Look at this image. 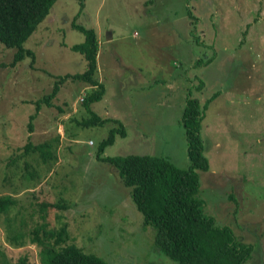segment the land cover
Listing matches in <instances>:
<instances>
[{
  "label": "rangeland",
  "instance_id": "1",
  "mask_svg": "<svg viewBox=\"0 0 264 264\" xmlns=\"http://www.w3.org/2000/svg\"><path fill=\"white\" fill-rule=\"evenodd\" d=\"M72 20L104 36L95 77L105 91L89 107L118 118L126 131L103 158L160 156L188 168L184 101L221 93L208 103L203 126L214 173L197 171L196 197L217 225L252 248L249 264H264V0H56L25 42L35 62L25 57L0 67V197L16 201L0 214V264H42L29 235L38 223L50 231L66 226L65 244L107 264H177L154 249L153 227L143 224L130 189L97 159L113 123L79 124L89 117L80 101L89 85L66 79L53 105L43 103L29 119L56 78L85 70L70 49L83 40ZM14 52L0 44V63L9 64ZM28 142L51 148L26 155ZM58 201L67 208L42 207Z\"/></svg>",
  "mask_w": 264,
  "mask_h": 264
},
{
  "label": "trees",
  "instance_id": "2",
  "mask_svg": "<svg viewBox=\"0 0 264 264\" xmlns=\"http://www.w3.org/2000/svg\"><path fill=\"white\" fill-rule=\"evenodd\" d=\"M56 0H0V44L14 52L9 64L0 63V67H16L25 57L35 62L31 49L25 48V42L42 22ZM71 26L83 34V40L70 49L82 56L85 70L77 74L59 76L53 83L51 92L45 93L34 101L35 113L42 104L53 105L60 84L66 79L80 80L92 88V92L82 98L89 111V117L80 125H104L113 123L106 138L97 149V159L105 161L117 172L122 184L130 189L132 201L142 214L143 224L153 227V247L159 253L169 257L177 264H249L252 248L242 244L227 226H220L214 217L204 212L203 202L196 197L199 189L198 172H208L209 162L204 154L201 138L202 117L210 98L201 102L187 95L179 118L183 129L188 168L174 166L168 158L160 156L127 155L103 158L104 149L113 145L116 136L126 135L125 127L116 118L102 117L93 112L89 105L104 95L103 84L95 77L97 40L92 28L77 24ZM200 62V61H199ZM198 62V63H199ZM203 83L197 87L200 89ZM78 121V120H77ZM31 129V128H30ZM43 147L51 148L46 142L25 146V153H40ZM33 148V151L30 149ZM39 149V151H38ZM43 161L46 162L45 156ZM16 204L13 196L0 197V214L8 215ZM42 207L60 210L67 208L65 202L43 203ZM10 229L14 230L11 218H6ZM30 241L39 246L42 264H107L93 254L83 252L73 244H65L66 226L50 231L45 223H38L29 230ZM60 243V245H59ZM61 243H64L61 245ZM59 245V247H58ZM20 264H28L24 259Z\"/></svg>",
  "mask_w": 264,
  "mask_h": 264
},
{
  "label": "crops",
  "instance_id": "3",
  "mask_svg": "<svg viewBox=\"0 0 264 264\" xmlns=\"http://www.w3.org/2000/svg\"><path fill=\"white\" fill-rule=\"evenodd\" d=\"M93 29V31H94V33H95V36H96V40H97V51H96V66H97V59L98 58H100V57H98V47H100L101 45H102V42H103V40H102V38L104 39V36H103V33L100 31V30H98V29H94V28H92ZM113 37H114V33L111 31V32H109V33H107L106 34V37H105V40H106V42H109V40H111V39H113ZM106 65H109V63H106ZM96 71H97V69H96ZM214 93H216V92H214ZM220 92L219 93H217V95L213 98V99H211V101L209 102V103H212V102H215V101H217L218 99H219V97H220ZM194 97H196V96H194ZM207 110V108L205 109V111ZM112 118H114V117H112ZM205 118H206V115H205V112H204V114H203V117H202V125H201V138H202V141H203V139H204V142H203V145H204V151H207L208 150V153L210 152V148H211V146L213 145L212 143H210V135L209 134H207L206 133V131L204 130L203 131V126H204V121H205ZM116 119H118V118H116ZM119 120V119H118ZM57 133H60L59 131H57ZM57 135H59V134H57ZM8 136H9V134H8ZM215 147H217V148H220V146H219V143L217 142L216 144H215ZM229 149V148H228ZM218 153H219V151H218ZM229 153H230V155H232L231 154V151H229ZM229 153H227L226 155H227V157L229 156ZM169 159V161L173 164V162H172V160L170 159V158H168ZM209 161V160H208ZM174 165V164H173ZM209 165H210V162H209ZM208 172H210V173H214V171L213 170H209ZM208 172H205V173H208Z\"/></svg>",
  "mask_w": 264,
  "mask_h": 264
},
{
  "label": "built area",
  "instance_id": "4",
  "mask_svg": "<svg viewBox=\"0 0 264 264\" xmlns=\"http://www.w3.org/2000/svg\"><path fill=\"white\" fill-rule=\"evenodd\" d=\"M82 99V98H81Z\"/></svg>",
  "mask_w": 264,
  "mask_h": 264
}]
</instances>
